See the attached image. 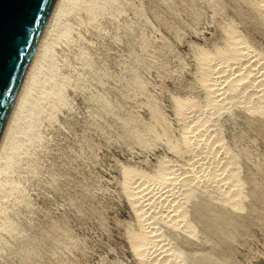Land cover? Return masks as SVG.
<instances>
[{"label":"rangeland","instance_id":"374dc122","mask_svg":"<svg viewBox=\"0 0 264 264\" xmlns=\"http://www.w3.org/2000/svg\"><path fill=\"white\" fill-rule=\"evenodd\" d=\"M80 1L66 6L44 64L62 100L29 117L6 165L17 190L1 199L12 227L0 236V264H135L122 170L150 171L171 156L150 117L173 134V98L197 92V50L220 44L227 22L243 34L250 23L236 0H87L90 12ZM232 108L218 118H227L237 202L226 211L202 195L182 239L193 264H264V112L230 118Z\"/></svg>","mask_w":264,"mask_h":264},{"label":"bare ground","instance_id":"6f19581e","mask_svg":"<svg viewBox=\"0 0 264 264\" xmlns=\"http://www.w3.org/2000/svg\"><path fill=\"white\" fill-rule=\"evenodd\" d=\"M81 1V7L90 12L87 0ZM236 1L245 4L238 17L250 22L243 31L263 45L264 0ZM69 2L55 1L0 137V236L12 227L3 214L1 199L11 200L17 190L5 174L10 154L20 141L19 135L32 126L29 117L40 114L44 103L54 108L62 100L51 80L52 72L44 64L50 35L62 28ZM246 34L229 21L220 44L212 50H197V92L173 98L177 124L173 134L156 114L150 117L153 136L171 156L159 157L150 171L126 167L122 170L121 191L134 220L126 229L125 238L135 264H193L182 239L191 233V219L198 216L196 208L203 201L202 195H212L218 207L229 209L226 211L236 206L238 176L222 134L227 118L218 117L228 107H233L230 118L237 109L248 117L264 112V49L261 44L255 46L248 41Z\"/></svg>","mask_w":264,"mask_h":264},{"label":"water","instance_id":"95a60500","mask_svg":"<svg viewBox=\"0 0 264 264\" xmlns=\"http://www.w3.org/2000/svg\"><path fill=\"white\" fill-rule=\"evenodd\" d=\"M56 0H0V137Z\"/></svg>","mask_w":264,"mask_h":264}]
</instances>
